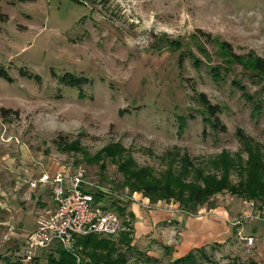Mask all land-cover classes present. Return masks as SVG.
<instances>
[{
	"label": "rangeland",
	"instance_id": "obj_1",
	"mask_svg": "<svg viewBox=\"0 0 264 264\" xmlns=\"http://www.w3.org/2000/svg\"><path fill=\"white\" fill-rule=\"evenodd\" d=\"M256 58L264 0H0V264H21L28 229L51 212L36 216L49 192L37 201L28 179L55 166L84 170L116 213L117 201L136 197L214 218L218 232L194 248L197 264H264ZM222 65L230 70L215 82L210 67ZM66 75L81 82L66 86ZM234 80L259 100L255 118ZM200 95L220 109L223 132ZM162 246L137 240L117 264H169ZM51 249L31 264H47Z\"/></svg>",
	"mask_w": 264,
	"mask_h": 264
},
{
	"label": "built area",
	"instance_id": "obj_2",
	"mask_svg": "<svg viewBox=\"0 0 264 264\" xmlns=\"http://www.w3.org/2000/svg\"><path fill=\"white\" fill-rule=\"evenodd\" d=\"M50 185L54 210L38 215L35 226L22 244L21 264H31L37 254L60 246L76 264H83L77 239L88 235L117 236L123 230V219L118 213L96 202L99 187L90 181L84 170H58L43 173L30 187Z\"/></svg>",
	"mask_w": 264,
	"mask_h": 264
},
{
	"label": "crops",
	"instance_id": "obj_3",
	"mask_svg": "<svg viewBox=\"0 0 264 264\" xmlns=\"http://www.w3.org/2000/svg\"><path fill=\"white\" fill-rule=\"evenodd\" d=\"M58 170L61 169L55 166L51 170H48L47 168L41 170L36 174H32V178L28 179L29 187L30 182L37 181L41 174H51ZM30 188L33 190L36 189L38 191L36 200L38 201V199H41V202H43L46 195L48 197L49 192L48 198H50V200L46 201L47 198L45 199V202H43L44 204L40 205V210L36 212V216L39 213H45L54 210V203L51 197L52 188L50 185L37 184L36 187ZM135 198L136 197H134V199H131L130 197L124 198L123 200H120V202L117 201L116 203L123 207L125 210V214H128V216L130 217V233L132 238L131 244L134 245L137 240H144L146 239V237H148V239L155 240L156 243L162 244V247L168 249L166 251V254H168L167 257L170 259V262H173L176 259L185 256L190 251H193L194 248L205 245L202 244L201 241L207 242L209 240L211 242L212 236H214L218 232L217 228L219 223H216V221H214V218H186L181 214H174L171 209H168V206L166 204L159 203L148 206V202L146 200H144V203L136 201ZM220 221H226V219L220 218L218 219V222ZM34 225L35 224L31 225V227L28 229V233ZM124 230H126L125 227L121 232H123ZM172 234L173 237L178 236V242L170 243L172 242L169 241L172 238ZM26 235L24 236V239ZM83 260L86 261L84 256Z\"/></svg>",
	"mask_w": 264,
	"mask_h": 264
},
{
	"label": "trees",
	"instance_id": "obj_4",
	"mask_svg": "<svg viewBox=\"0 0 264 264\" xmlns=\"http://www.w3.org/2000/svg\"><path fill=\"white\" fill-rule=\"evenodd\" d=\"M85 1V0H84ZM197 63V61H196ZM198 65L200 66V62H198ZM199 68V67H198ZM248 68L253 72L251 73V77H255L257 79H263L264 80V58H256L253 61H251ZM229 67H225V65L222 66H215L210 67V76L213 81L220 82L223 81L224 75L229 71ZM3 75V74H2ZM5 76V75H4ZM6 77V76H5ZM220 78V79H219ZM6 80H9V78L6 77ZM62 82L69 87H74L75 85L79 84L81 82L80 79H74L70 75H66ZM84 83H88V80L83 79ZM232 86L236 89H239L242 91V97L245 99L246 102L250 103L251 105V116L255 118V116L259 115L261 110V105L259 104V100L253 98L250 94L245 92V87L240 84L238 80L232 81ZM200 105L205 109V115L207 116V120L210 121V126L213 129H223V127H219L218 125V118L217 115L220 113V109L217 106L211 105L209 101L205 98L204 95H200L199 99ZM182 121L181 125L183 126V119H180ZM221 132H223L221 130ZM122 169V168H120ZM219 186L222 185L221 183L218 184ZM149 192H151L150 189H146ZM202 194L192 196L191 202L195 206H201L204 203V199L201 196ZM171 193L168 198H170ZM101 199L97 196L96 202H100ZM117 212L119 213L120 217L123 218V227L126 228V231H123L119 234V238L111 239L112 237H104L100 235H88L84 237H79L77 239V245L81 248V253L84 255L86 262H83V264H101L102 261L105 262V264H117V262L122 258L121 248L129 249L131 246L132 238H131V226H130V217L128 214H125V210L120 205L116 204ZM183 210V209H182ZM181 210V211H182ZM185 213H194L191 211H183ZM168 249L164 248V252L166 253ZM202 251L201 249H196L193 251H190L185 256L176 259L173 262H170L169 264H197L196 259H198L197 255L198 252ZM115 256V258H114ZM206 258L207 257H203ZM156 262V260H154ZM47 264H76L75 259L68 253H66L60 246L56 245L54 246L49 255L47 256ZM199 264V263H198Z\"/></svg>",
	"mask_w": 264,
	"mask_h": 264
}]
</instances>
